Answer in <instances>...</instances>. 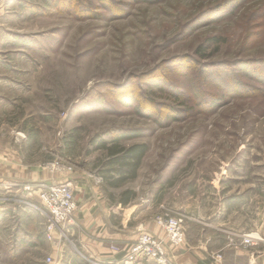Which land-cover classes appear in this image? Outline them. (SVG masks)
<instances>
[{"label":"rangeland","instance_id":"obj_1","mask_svg":"<svg viewBox=\"0 0 264 264\" xmlns=\"http://www.w3.org/2000/svg\"><path fill=\"white\" fill-rule=\"evenodd\" d=\"M128 128L142 135L123 144L149 148L117 190L151 204L159 230L138 235L160 243L163 264H190L189 247L193 264H248L255 251L264 264V0H0V144L16 174L96 175L90 138ZM45 183L0 179V264L54 260ZM159 217H181L178 244ZM226 242L241 255L218 250ZM131 244L110 248L159 264Z\"/></svg>","mask_w":264,"mask_h":264},{"label":"crops","instance_id":"obj_2","mask_svg":"<svg viewBox=\"0 0 264 264\" xmlns=\"http://www.w3.org/2000/svg\"><path fill=\"white\" fill-rule=\"evenodd\" d=\"M4 155L7 157H3ZM21 169L15 163V149L0 144V179L13 181L42 179L46 182L71 179L75 186L77 209L74 221L65 227V237L62 238L55 232L54 240L50 243L54 264H138L135 261H125L121 253L111 250V245L121 246L135 240L140 229L150 228L154 232L159 230L149 215L152 211L151 204L142 206L134 197L126 205H121L118 202L121 190L118 191V187L107 186L95 174L81 170L70 173L54 172V175L31 172L20 176L16 172ZM29 176L31 178H28ZM130 219L135 220L133 225H128L131 223ZM70 239L80 251L76 252L69 247ZM189 248L182 256L185 263L193 264L196 255ZM224 249L231 250L236 256L241 255V252L229 242L218 250ZM255 252H252L254 256L247 258L248 264H252L255 257H258Z\"/></svg>","mask_w":264,"mask_h":264},{"label":"built area","instance_id":"obj_3","mask_svg":"<svg viewBox=\"0 0 264 264\" xmlns=\"http://www.w3.org/2000/svg\"><path fill=\"white\" fill-rule=\"evenodd\" d=\"M65 166L59 162L50 163L49 168L61 169ZM99 180H101L98 177ZM42 185V184H41ZM39 199L45 208V229L47 239L53 241V233L57 232L59 236L65 237L64 229L67 225L72 224L75 218L77 204L74 197V187L71 182L60 181L45 183L39 192ZM157 223L161 225L172 244H178L183 238V220L181 217H164L157 218ZM247 241L253 239L246 236ZM120 248L114 247V251ZM132 258L137 259L140 255L145 254L152 257L159 264L164 263L163 250L160 243L147 233H140L134 244L130 246ZM131 257H129L131 259ZM48 264H54L50 257L46 258Z\"/></svg>","mask_w":264,"mask_h":264},{"label":"trees","instance_id":"obj_4","mask_svg":"<svg viewBox=\"0 0 264 264\" xmlns=\"http://www.w3.org/2000/svg\"><path fill=\"white\" fill-rule=\"evenodd\" d=\"M216 41L217 37H208L205 39V44ZM204 46H198L196 51H201ZM141 135V129L128 128L113 133L107 138L101 134L90 138L89 144L94 146V150L101 152V156L96 159L97 163L94 166L95 173L101 182L110 187H119L136 178L142 159L149 148L148 144L146 142L123 144V142ZM135 195V191L125 189L119 194L118 202L121 205H126Z\"/></svg>","mask_w":264,"mask_h":264},{"label":"bare ground","instance_id":"obj_5","mask_svg":"<svg viewBox=\"0 0 264 264\" xmlns=\"http://www.w3.org/2000/svg\"><path fill=\"white\" fill-rule=\"evenodd\" d=\"M251 236H252V235H251ZM252 238H254V236H253Z\"/></svg>","mask_w":264,"mask_h":264}]
</instances>
